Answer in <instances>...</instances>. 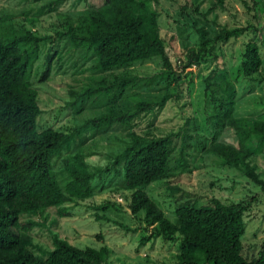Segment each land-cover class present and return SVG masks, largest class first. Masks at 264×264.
I'll return each instance as SVG.
<instances>
[{"label": "rangeland", "instance_id": "1", "mask_svg": "<svg viewBox=\"0 0 264 264\" xmlns=\"http://www.w3.org/2000/svg\"><path fill=\"white\" fill-rule=\"evenodd\" d=\"M214 1L152 0L148 8L157 15L169 68H162L159 58H152L99 72L91 53L72 47L62 35V25L66 22L74 25L76 20L85 16L82 0H0V17L14 16L11 20L8 17L0 20L2 33L7 30L15 33L28 31L47 38L39 44L30 82L36 87L41 111L36 118L37 129L73 135L70 147L51 159V169L58 185L62 187L65 181L64 166L77 160L84 162L89 170H100L92 180L94 195L84 201L64 204L67 216L59 217L55 209H48L42 214L20 217L19 222L27 229L33 254L38 256L45 252L39 256L44 257L52 248L51 238L55 236L79 249L105 247L109 252L106 264L175 262L177 240L165 242L152 237L139 245L141 239L149 235L151 227L145 224L142 211L130 214L127 209L130 192L123 189L121 173L116 176L111 167L113 156L122 151L131 132L149 136L172 134L175 150L181 137L190 136L187 172L175 170L171 178L143 188L169 222H174V208L182 204L208 206L212 198L224 203L242 202L246 205V212L242 217L241 254L251 260L264 250V193L237 170L223 166L220 159L207 157L204 153L215 136L204 114L206 100L202 83L211 71H226L227 80L234 89L235 118L249 117L264 122L262 50V64L257 74L244 77L238 69L243 45L251 38L248 29L254 23L249 0H222L220 6L211 10L209 7ZM40 8L51 10L39 14ZM221 28L243 29L244 32L226 42H213V35ZM201 30H204L207 42L199 64L181 69L186 49L193 47L197 51ZM48 57H51L48 78L45 82H38ZM121 76L129 82L119 95L115 79ZM99 85L108 87L109 104L116 111L131 112L138 102L157 103L164 96L166 102L161 110H154L157 113L154 118L152 113H142L128 125L112 124L92 134L86 122L105 112L107 98L97 94L86 97L83 90L96 89ZM247 145L254 149L253 140ZM250 160L264 179V148L261 154ZM170 166H175L173 160ZM104 203L114 204L115 208L94 209Z\"/></svg>", "mask_w": 264, "mask_h": 264}, {"label": "trees", "instance_id": "2", "mask_svg": "<svg viewBox=\"0 0 264 264\" xmlns=\"http://www.w3.org/2000/svg\"><path fill=\"white\" fill-rule=\"evenodd\" d=\"M82 1L85 16L74 25L70 22L62 25V35L72 47L91 53L97 71L106 72L152 58H159L162 68H169L157 15L148 8L152 0ZM221 4L222 0H215L209 8L212 10ZM249 4L254 23L248 29L251 38L243 45L238 67L244 77L259 72L262 64L260 49L264 58V0H249ZM50 10L40 8L37 13L45 14ZM7 17L11 20L14 16ZM7 17H0V20ZM242 32L243 29L221 28L212 41L226 42ZM204 36V30H201L197 51L193 47L186 49L181 69L199 64L207 42ZM46 39L28 31L2 33L0 23V264H106L109 252L105 247L79 249L55 236L51 238L52 248L44 257H39L45 252L38 256L31 252L27 229L19 222L22 215L42 214L48 209H55L59 217L67 216L63 205L90 199L94 195L92 180L100 172L89 170L81 160L66 164L65 181L60 187L51 169V159L70 147L73 135L36 127V118L41 111L30 77L38 59L39 44ZM50 58L46 59L38 82L47 80ZM128 82L125 76L115 79L119 95ZM202 83L206 100L204 114L215 135L205 149V155L216 157L223 166L234 168L264 193V179L250 160L263 152L264 122L233 116L234 89L225 70L211 71ZM83 92L86 97L97 94L107 98L105 112L86 122L92 134L112 124L128 125L142 113H152L154 118L157 114L154 110L158 112L166 102L164 96L157 103L138 102L133 111L121 112L110 106L108 87L99 85L96 89L85 88ZM128 139L122 151L113 156L111 167L116 176L121 173L123 189L130 192L127 202L130 214L142 211L145 224L151 227L149 235L142 238L139 245L152 237L165 242L177 240L178 252L173 264H264V250L251 260L241 254L242 217L246 212L242 202L224 203L212 198L208 206L182 204L174 208V222L171 223L143 191L154 182L171 178L175 170L187 172L190 136L181 137L176 150L172 145V134L149 136L131 132ZM251 140L255 144L253 150L247 145ZM111 207L115 208V205L104 203L94 209ZM119 227L126 230L124 226Z\"/></svg>", "mask_w": 264, "mask_h": 264}]
</instances>
